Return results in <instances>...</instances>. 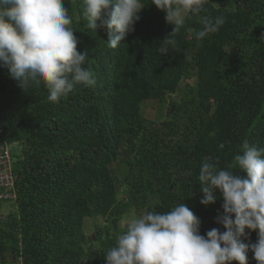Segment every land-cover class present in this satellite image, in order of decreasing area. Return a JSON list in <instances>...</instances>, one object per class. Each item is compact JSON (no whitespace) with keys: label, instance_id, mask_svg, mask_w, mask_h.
Wrapping results in <instances>:
<instances>
[{"label":"trees","instance_id":"16d2710c","mask_svg":"<svg viewBox=\"0 0 264 264\" xmlns=\"http://www.w3.org/2000/svg\"><path fill=\"white\" fill-rule=\"evenodd\" d=\"M143 3L134 31L112 48L99 22L88 28L83 0H64L96 84L58 103L43 84L22 89L0 66V144L20 146L16 197L0 199L15 207L0 220V264H106L126 213L181 202L201 235L224 231L222 198L201 205L197 177L204 159L233 168L245 140L264 147V0H210L200 15H222L224 25L198 41L200 16L190 15L165 55L158 47L174 25L152 0ZM149 101L166 106L163 117L145 114ZM87 218H103L93 236ZM257 239V231L241 237ZM248 264H257L251 251Z\"/></svg>","mask_w":264,"mask_h":264},{"label":"clouds","instance_id":"9594fccd","mask_svg":"<svg viewBox=\"0 0 264 264\" xmlns=\"http://www.w3.org/2000/svg\"><path fill=\"white\" fill-rule=\"evenodd\" d=\"M209 2L152 0L165 12L166 22L174 25L158 47L163 55L168 54L169 46L176 47L172 34L190 15L200 16L202 24L194 33L196 40L219 31L224 16L200 15ZM83 5L88 28L94 31L99 22L108 30L107 43L112 48L134 31L145 6L143 0H83ZM70 24L64 0H0V66L7 68L22 89L43 84L53 103L66 98L77 85L95 86L94 73L86 67L87 53L77 51L78 41ZM19 147L0 144L8 157L0 173L10 177L4 179L10 185L0 183V188H5L0 196L13 193L12 155ZM234 161L230 169L220 168L214 159H204L197 177L201 205L222 198V214L216 223L223 226V232L212 228L201 235L200 219L183 202L167 212L150 208L126 219L124 231L104 256L106 264H248L249 251L257 264H264V147L245 140ZM251 231H257V242H242L241 237L247 239Z\"/></svg>","mask_w":264,"mask_h":264},{"label":"rangeland","instance_id":"374dc122","mask_svg":"<svg viewBox=\"0 0 264 264\" xmlns=\"http://www.w3.org/2000/svg\"><path fill=\"white\" fill-rule=\"evenodd\" d=\"M183 83L181 84V86L183 85ZM165 109H166L165 105L160 106L158 103H154V102H150V101L149 102H145L143 104V111L145 112V114L148 117L153 118V119H159V118L163 117V115L165 113ZM7 162H8V159L4 160L5 164H7ZM3 175H4V179H6L7 176H8V174L5 173V172L3 173ZM6 183L8 184L7 180H5V182L2 183V184L6 185ZM8 185H10V183ZM0 186H1V184H0ZM0 197H12V200H13V199H15L16 195H15V193H9L8 195L4 194V195H2ZM12 209L15 211V207H14V205L12 203H10L9 201H0V220L3 219V217H4L3 213H5L6 211H10ZM133 214L136 215V213L133 210L130 211L129 213H126L123 216V218L120 220V222L118 223L119 227L120 228H125L126 219L129 216L133 215ZM103 223H104L103 218H96V219L87 218L85 220V225H84L85 232L89 236H93L94 235V231H95V228H94L95 225L96 224H103Z\"/></svg>","mask_w":264,"mask_h":264},{"label":"built area","instance_id":"2783aa9c","mask_svg":"<svg viewBox=\"0 0 264 264\" xmlns=\"http://www.w3.org/2000/svg\"><path fill=\"white\" fill-rule=\"evenodd\" d=\"M4 160H7V154H3L0 150V169H2V165H5ZM7 178H10L9 175L7 176Z\"/></svg>","mask_w":264,"mask_h":264},{"label":"bare ground","instance_id":"6f19581e","mask_svg":"<svg viewBox=\"0 0 264 264\" xmlns=\"http://www.w3.org/2000/svg\"><path fill=\"white\" fill-rule=\"evenodd\" d=\"M3 182H5V180H4V175H1V174H0V183H3Z\"/></svg>","mask_w":264,"mask_h":264}]
</instances>
